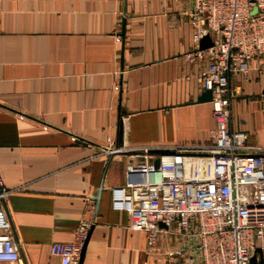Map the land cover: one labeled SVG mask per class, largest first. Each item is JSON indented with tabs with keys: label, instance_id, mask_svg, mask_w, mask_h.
Segmentation results:
<instances>
[{
	"label": "crops",
	"instance_id": "1",
	"mask_svg": "<svg viewBox=\"0 0 264 264\" xmlns=\"http://www.w3.org/2000/svg\"><path fill=\"white\" fill-rule=\"evenodd\" d=\"M190 4L0 0V179L22 264H60L50 245L81 220L93 222L81 264H182L173 251L194 247L172 233L149 246L111 208L130 157L196 149L214 128L198 101L208 60L184 57ZM231 86L229 126L264 156V54ZM256 249L264 260V235Z\"/></svg>",
	"mask_w": 264,
	"mask_h": 264
},
{
	"label": "built area",
	"instance_id": "2",
	"mask_svg": "<svg viewBox=\"0 0 264 264\" xmlns=\"http://www.w3.org/2000/svg\"><path fill=\"white\" fill-rule=\"evenodd\" d=\"M189 1L194 46L184 57L190 63L208 60L197 81L211 93L214 128L196 149L162 155L146 149L130 157L125 183L111 189V208L127 213L129 227L143 231L149 246L161 233L191 240L192 249L172 253L182 264H264L251 262L255 238L264 235V156L244 132L229 126L236 90L231 79L246 78L251 63L264 54V0ZM204 36L212 44L200 49ZM7 195L0 179V264H22L5 208ZM92 224L81 220L72 242L50 245L60 264H78Z\"/></svg>",
	"mask_w": 264,
	"mask_h": 264
},
{
	"label": "water",
	"instance_id": "3",
	"mask_svg": "<svg viewBox=\"0 0 264 264\" xmlns=\"http://www.w3.org/2000/svg\"><path fill=\"white\" fill-rule=\"evenodd\" d=\"M254 11H255V10H254ZM254 11H253V12H254ZM211 44H212V43H211L209 37H208V36H204V37L200 40V42H199V48H200V49H204V48L210 46ZM210 100H211V93H210L209 90H205V91H203L202 94L200 95V97L198 98V101H199V102H205V101H210ZM120 137H121V131L119 132V138H120ZM168 152H170V151H167V150H156V151H153V152H151V153L162 155V154H166V153H168ZM158 162H159V160H158V158H156V159L154 160V165L157 166V165H158ZM99 194H100V190H99L97 196L95 197V198H96V201H98V199H99ZM159 225H160V226H163L162 224H159ZM86 240H87V238L85 239V241H84V243H83V245H82V248H81V251H80V255H79V261H78V264H81V261H82V258H83V253H84V247H85ZM256 253H260V250H259V249H256V250H255V252L253 253V255H252V257H251V262H255V261H256V259H257V255H256ZM258 262H259V263H263V262H264V260L262 259V257H260V260H258Z\"/></svg>",
	"mask_w": 264,
	"mask_h": 264
},
{
	"label": "bare ground",
	"instance_id": "4",
	"mask_svg": "<svg viewBox=\"0 0 264 264\" xmlns=\"http://www.w3.org/2000/svg\"><path fill=\"white\" fill-rule=\"evenodd\" d=\"M204 166V164H202V162H194V167H199V166Z\"/></svg>",
	"mask_w": 264,
	"mask_h": 264
}]
</instances>
